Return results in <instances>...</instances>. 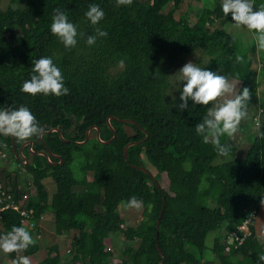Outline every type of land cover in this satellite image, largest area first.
I'll return each mask as SVG.
<instances>
[{
	"label": "trees",
	"instance_id": "obj_1",
	"mask_svg": "<svg viewBox=\"0 0 264 264\" xmlns=\"http://www.w3.org/2000/svg\"><path fill=\"white\" fill-rule=\"evenodd\" d=\"M184 1L133 0L131 6L118 7L117 0H0V108L25 106L45 129L42 137L23 142L14 138L18 151L26 142L33 143L32 148H24V160L16 158L12 137L0 135V156L10 151L32 176L27 185L36 191L29 202L35 210L34 227H25L35 244L21 255L10 253L12 260L41 253L36 223L50 213L58 238L79 232L69 244L71 264H264L259 260L264 243L257 232V216L253 236L243 245L227 253L223 243L250 211L258 215L264 201V103L257 104V49L243 51L228 30L234 22L231 14L224 15L221 3L195 13L192 23L190 9L177 15ZM92 4L105 13L96 26L85 16ZM261 5L264 0H254L256 9ZM57 9L85 34L70 50L50 30ZM96 27L108 35L89 47L86 37L94 35ZM197 50L209 58L206 70L241 83L237 94L245 87L250 90L248 116L259 107L258 135L246 140L249 148L244 155L235 137H221L231 149L228 157H222L211 142L204 143L197 135L196 125L216 102L201 106L189 101L183 111L172 106L181 103L182 92L181 88L175 100L169 97L173 68L183 55ZM45 56L61 70L68 95L31 96L21 91L34 74L33 61ZM246 122L247 118L241 124ZM111 126L117 137L102 144L96 128L106 142L114 136ZM90 128L89 141L78 144ZM54 129L59 131L47 133ZM147 134L146 142L129 148L127 162L126 146ZM32 151H51L56 157L47 159ZM77 158L80 179L72 167ZM131 165L146 168L151 175ZM18 174L0 170V181L3 178L17 198ZM49 178L56 186L52 196L44 184ZM133 196L143 201L135 225L120 212L121 206L129 212L137 210L126 207ZM0 224L1 236L13 226H22L20 215L13 211L5 212ZM210 233L216 234L211 249L206 241ZM61 261L56 244L47 248V256L38 264Z\"/></svg>",
	"mask_w": 264,
	"mask_h": 264
},
{
	"label": "clouds",
	"instance_id": "obj_2",
	"mask_svg": "<svg viewBox=\"0 0 264 264\" xmlns=\"http://www.w3.org/2000/svg\"><path fill=\"white\" fill-rule=\"evenodd\" d=\"M132 3L133 0H117L118 7L131 6ZM221 5L225 16L231 14L234 27L243 26L256 33L257 47L259 50H264V5L256 9L254 0H221ZM85 16L91 25L96 26L104 19L105 13L99 5L92 4ZM50 30L69 50L77 45L78 37L83 38L85 35L78 32L77 25L70 22L67 14L59 9L54 12ZM107 35L106 31L96 27L95 34L86 37V43L89 47L94 46L98 38H106ZM236 59L238 62L243 60L240 56H237ZM33 65L32 72L34 74L30 79L24 81L21 88L23 93L31 96L51 94L56 97L69 94L62 72L52 58L41 57L33 61ZM119 65L123 67L124 60L119 61ZM173 76L178 78L179 85L183 83L179 97L181 103L178 106L175 103L172 105L181 111L188 109L189 101H192L194 105L207 106L223 99L222 103H217L214 108L209 109L203 121L198 123L195 128L197 135L203 137L204 143L211 142L218 155L228 157L231 149L228 145L221 143V137L225 135L229 138L234 137L239 131L241 121L248 117L247 105L251 100L250 90L245 87L234 98L224 99L235 93V86L225 76L206 70L191 61L187 62ZM44 134L45 129L39 125L27 107L0 108V135L10 136L23 142L33 137H42ZM126 207L139 210L143 207V201L133 196L127 202ZM249 216L253 217L255 214L250 213ZM34 244L35 240L32 235L23 226H13L11 231L0 236V251L6 254L24 252ZM259 260L264 261V255H260ZM12 264H31V262L27 256L18 255Z\"/></svg>",
	"mask_w": 264,
	"mask_h": 264
},
{
	"label": "rangeland",
	"instance_id": "obj_3",
	"mask_svg": "<svg viewBox=\"0 0 264 264\" xmlns=\"http://www.w3.org/2000/svg\"><path fill=\"white\" fill-rule=\"evenodd\" d=\"M221 1V0H220ZM220 3L219 0H185L183 4L181 5V8L179 9L177 15L180 13V11H186L190 9L192 12H190V19L192 23L195 22L194 14L197 13L200 15V13L203 12L204 9L209 8V7H214V5ZM171 7V6H170ZM169 8L166 9L168 11ZM229 31L231 34L234 36V38L237 39V41L240 43V45L243 47V51L247 52L248 49L250 48H256L257 43L255 40L256 33H253L252 31L247 30L246 27L241 26L240 28H236L233 25H230L228 27ZM258 55L256 56L255 59V69L258 71L259 76H258V81L260 83V88H259V93H258V98H257V104L261 105L264 103V50H259L258 49ZM208 57L205 55V53L201 50H197L193 52L190 55H183L175 64L173 71H172V88L169 92V97L174 98L177 92L183 88V83L178 82V78L173 76L175 73H177L187 62L191 61L198 66L204 68L208 62ZM236 88V91L233 95L226 96L224 99H231L234 98V96L238 92V88L241 86V83L238 81L233 80L231 82ZM223 99L220 101H217V103H222ZM215 106V105H214ZM259 112V107L258 111H251L250 115L247 117V122L246 124H240L239 126V131L234 135L236 140L239 142V147H240V152L245 154V151L249 148V144L246 140H254L255 137L258 135V128H259V122L261 120V115L258 113ZM261 112V110H260ZM262 113V112H261ZM127 131L129 134H133V130L130 128H127ZM245 149V151H244ZM239 152V153H240ZM243 154V155H244ZM78 158L72 165L74 169V174L75 177L80 179L82 177V173L80 172V169L78 168ZM14 166V167H13ZM149 170L153 173L156 174V171L152 169L150 165H147ZM0 170L10 171V172H15L16 170L19 172L18 174V183L19 187L22 190H25L26 193L29 194L30 197L32 195L36 194V191L33 187H29L27 185V181H32V176L24 169L23 167L19 166L13 158V154L10 151H5V156L2 155L0 156ZM3 181V178H2ZM44 184L46 185V188L52 196L56 192V186L54 182L49 178L44 181ZM211 207H214V203H210ZM120 212L121 215H126L125 219H129L131 221L128 222H133V224H138L137 221L140 219L139 214L141 213L140 210H135L134 212H129L128 209H126L124 206L120 207ZM50 213H47V218H48V223L45 227L46 230H44V237L41 240V247L42 251L38 255H34L32 257H29L31 264H38L43 259L47 256V248L53 245H58L60 248V254L62 257L61 264H71L69 261L68 257V251H69V244L70 241L79 234L78 231H72L70 234L66 235L64 238L57 237V235L54 232L53 229V221L54 218ZM134 224V225H135ZM256 228L258 234H262L261 241L264 243V203L262 204L261 208L259 209V213L257 215V220H256ZM1 228V224H0ZM213 233H210L208 238H207V247L211 249L212 241L215 236L212 235ZM1 236V235H0ZM121 239V238H118ZM119 246L116 245L114 246V249H117ZM21 255V253H20ZM210 257V256H209ZM12 259L10 257V254H6L3 251H0V264H12Z\"/></svg>",
	"mask_w": 264,
	"mask_h": 264
},
{
	"label": "built area",
	"instance_id": "obj_4",
	"mask_svg": "<svg viewBox=\"0 0 264 264\" xmlns=\"http://www.w3.org/2000/svg\"><path fill=\"white\" fill-rule=\"evenodd\" d=\"M262 112V110H261ZM5 156V154H3ZM18 197H16V191L12 190L11 187H7L4 182L0 181V219L3 214L7 211H13L20 215L21 224L23 227H34L33 218L35 210L29 207L30 196L25 190L19 187ZM254 213L255 216L247 218L242 225L237 227L231 233H227L224 236L223 243L225 246V251L229 253L232 248H238L243 245L247 239L253 236V220L256 218L257 213L255 210L249 212ZM47 213L41 215L38 224L36 223V228L39 229L37 234V239L42 240L44 237V230L48 223ZM30 225V226H29ZM124 227V226H122Z\"/></svg>",
	"mask_w": 264,
	"mask_h": 264
},
{
	"label": "water",
	"instance_id": "obj_5",
	"mask_svg": "<svg viewBox=\"0 0 264 264\" xmlns=\"http://www.w3.org/2000/svg\"><path fill=\"white\" fill-rule=\"evenodd\" d=\"M110 119H117V118L112 117V118H110ZM110 119H109V121H110ZM120 121H121L122 123H129V124L137 125V123L134 122L133 120H120ZM111 129H112V131L114 132V136H113V138H112L111 140L105 142V141H102V140L100 139V129H99V128H96V130H97V139H98L102 144L109 145V144H111V143L115 140V138L117 137L116 131L114 130V128H113L112 126H111ZM92 130H93V128H90V129L88 130L87 134H86V139H85V141H84V142H78V144H80V145H84V144H86V143L89 141L90 133H91ZM58 131H59L58 129H54V130L48 131L47 133L58 132ZM144 132H145V130H144ZM61 138H62L64 141H66V142H70L69 140H66L65 138H63L62 135H61ZM148 138H149V134L146 135V138H145L144 140H142V141H140V142H132V143H129V144L126 146V148H125V150H124V157H125V159H126L127 162H128V160H129V158H128V150H129V148H131V147H133V146H137V145H139V144H143L144 142H146V141L148 140ZM12 145H13V150H14V153H15L16 158H20L21 160H24V159H26V156L24 155V148H25L26 146H28V145H30V147L32 148L33 143H32V142H26V143H25V144L19 149V151H18L17 148H16V146H15V140H14V138L12 137ZM32 153H34V154H39V155H43V156H45L47 159H49L50 157H56V155H54L51 151H48V152H38V153L32 151ZM27 163H28V160H27L26 164H27ZM61 163H62V161H61ZM131 166H132V165H131ZM132 167H133V168H136V169H140V170L146 172L147 174L151 175L150 172H149L146 168L137 167V166H132ZM164 202H165V199H164ZM164 207H165V203L163 204V207H162V210H161V213H160V217H159V220H158V223H157V227H158V229L160 228V223H161V218H162V216H163ZM159 251H160V254L162 255V257H164L162 251H161V250H159Z\"/></svg>",
	"mask_w": 264,
	"mask_h": 264
},
{
	"label": "crops",
	"instance_id": "obj_6",
	"mask_svg": "<svg viewBox=\"0 0 264 264\" xmlns=\"http://www.w3.org/2000/svg\"><path fill=\"white\" fill-rule=\"evenodd\" d=\"M219 2L221 3V1L219 0ZM231 33V32H230ZM257 53H258V49H257ZM258 55V54H257Z\"/></svg>",
	"mask_w": 264,
	"mask_h": 264
}]
</instances>
